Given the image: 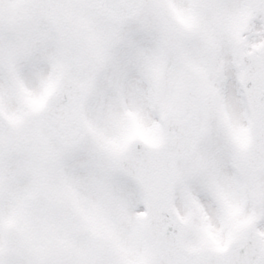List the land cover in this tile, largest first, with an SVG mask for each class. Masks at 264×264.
Instances as JSON below:
<instances>
[{"label": "snow or ice", "instance_id": "obj_1", "mask_svg": "<svg viewBox=\"0 0 264 264\" xmlns=\"http://www.w3.org/2000/svg\"><path fill=\"white\" fill-rule=\"evenodd\" d=\"M0 264H264V0H0Z\"/></svg>", "mask_w": 264, "mask_h": 264}]
</instances>
